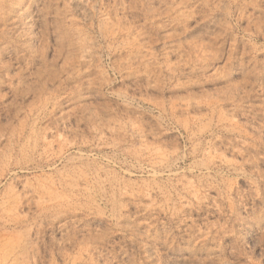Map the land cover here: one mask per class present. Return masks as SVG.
I'll return each mask as SVG.
<instances>
[{"label": "rangeland", "instance_id": "1", "mask_svg": "<svg viewBox=\"0 0 264 264\" xmlns=\"http://www.w3.org/2000/svg\"><path fill=\"white\" fill-rule=\"evenodd\" d=\"M0 264H264V0H0Z\"/></svg>", "mask_w": 264, "mask_h": 264}]
</instances>
